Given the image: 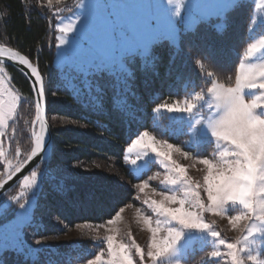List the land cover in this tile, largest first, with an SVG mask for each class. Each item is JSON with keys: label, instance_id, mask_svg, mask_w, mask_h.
Here are the masks:
<instances>
[{"label": "trees", "instance_id": "obj_1", "mask_svg": "<svg viewBox=\"0 0 264 264\" xmlns=\"http://www.w3.org/2000/svg\"><path fill=\"white\" fill-rule=\"evenodd\" d=\"M64 3L68 1L49 5L40 0H0V44L22 52L38 65L45 82L53 140L50 158L36 167L41 173L40 183L33 196L32 221L23 230L25 242L33 246L35 253L30 256L7 251L3 254L4 264H86L101 250L104 253L106 245L100 239L79 236L60 243L52 239L69 237L67 230L78 224L104 223L136 200L132 185L147 178L149 170L137 174L125 157L132 140L141 132L149 131L157 140L180 145L195 156L208 155L207 151L197 153L195 148L186 147L187 126L173 120L172 113L154 109L165 103L182 106L196 92L206 95L213 79L234 84L247 46L253 37L264 33V20L251 27L254 3L240 0L226 20L216 16L194 26L195 30L181 31L178 45L168 39L154 44L152 55L159 57L154 67H142L145 61L139 56L130 58L127 63L135 76L131 92L112 77L100 78L97 82L103 88V106L98 107L92 98L97 93L85 88L80 75L53 65L56 29L51 12ZM3 67L22 96L2 138L0 168L4 170L7 160L16 165L21 158L17 149L22 155L30 152L36 108L29 80L12 66ZM209 72L213 76L209 77ZM114 98L119 109L113 106ZM108 165L122 170L124 178L107 175L103 169ZM7 176L6 172L3 177ZM21 182L0 202L11 201L21 190ZM17 209L11 201L0 214V225ZM37 239L47 242L33 245Z\"/></svg>", "mask_w": 264, "mask_h": 264}, {"label": "snow or ice", "instance_id": "obj_2", "mask_svg": "<svg viewBox=\"0 0 264 264\" xmlns=\"http://www.w3.org/2000/svg\"><path fill=\"white\" fill-rule=\"evenodd\" d=\"M239 2L240 0H185L190 8L188 20L195 26L207 22L209 19L207 16L192 17L191 8L208 3L216 8L215 15L226 20L228 12ZM47 3L51 5L52 0H47ZM164 3L171 4L172 0H156L152 9L136 22L134 27L123 30L114 26L107 35L106 48L94 47L83 40L77 41L81 50V58L79 63L72 66V69L83 78L85 88L90 93L93 90L97 93L92 98L98 107L103 106V88L97 82L100 78L103 76L112 77L131 92V82L135 76L127 61L139 56L145 61L142 67H154L155 61L159 57L152 55V46L159 43L160 39L173 41L178 39L176 18L179 17V12L173 13V18L167 20V30L163 33L160 32L162 18L165 15L162 8ZM84 8L85 0L80 4L75 19L67 24L57 23L56 28L61 33L56 45L57 55H67L69 49L73 47L72 42L78 35V28L84 19ZM0 16H3V13H0ZM191 30L195 29L192 28ZM257 53L264 56V38L250 43L244 56L251 60ZM110 57H114V60ZM5 60L26 67L35 78L33 90L37 99L35 103L36 121L34 123L38 122V130L32 131V146L29 153L22 155L19 149L16 150L17 156L21 158L17 160L14 170L8 172L7 179L0 176V189H3L8 180L21 173L35 160L46 159L51 151V144L48 140V124L45 118L44 81L38 66L18 51L0 46V95L6 91L3 67ZM208 76H213V73L209 72ZM246 90H256L259 95L246 99L248 95ZM206 93L211 99V103L208 104L209 109L214 107L216 111L206 118H201L195 124H189V128H192L189 135L193 137V140H198L203 131L208 133L207 138H215L218 142H225L231 146V149L230 151H221L219 161H214L206 156L199 158L200 163L206 166L203 185L194 182L188 175L186 166L173 159L172 151L176 146L167 141H158L149 131L141 132L132 140L128 148L129 152H132L133 149L136 150V158L129 161L132 165L138 164V161L142 159L141 154L148 156L151 153L160 158V162L167 170L162 183L179 187V193L177 191L160 192L161 199L144 201L157 216L165 219L164 221L157 220L155 222L156 227H153L151 217H144L143 222L148 226L151 238L146 252L139 244L134 245L135 252L140 258V264H158L160 258L177 251L178 245L185 239L186 234H189V230L206 233L215 242H218V245L225 246L232 264H245V258L240 255L241 249L238 243L221 238V233L214 227L215 222L209 223L205 220V213L227 214L229 206L238 205L242 209L237 214L228 216V221L233 228H236L238 223L243 222L241 230L247 231L249 235L264 233V59H260L256 63H240L235 74L234 84H226L213 79L211 85L207 87ZM19 99V97L12 95L7 105L3 100H0V149L3 147L4 130L9 126V121L15 117ZM194 99L197 102L204 101L207 103L205 94L201 92H196ZM113 106L119 109V102L115 98ZM197 107V103L186 100L183 107L179 106L178 103H165L159 105L154 111L163 109L169 113L191 114ZM258 109L260 110L259 113ZM176 150L179 151L180 149L176 148ZM2 154V150H0V155ZM183 155L187 157L189 153L184 152ZM125 159L128 158L125 157ZM136 171H141V169L138 168ZM40 175L41 173L33 168L30 175L23 176L22 186L25 189L38 188ZM137 187L140 192H144L148 184L142 182ZM201 188L206 192V201L201 198ZM2 195L0 193V196ZM21 198L11 197V201L18 205V213L14 220L9 222L13 225L17 237L20 238H22L23 229L32 220V207L27 201L21 203ZM11 201L0 202V214L7 206H10ZM34 203L35 201H32V204ZM173 204L178 206H171ZM123 210L120 208L116 211L115 216L109 218L107 224L109 226L114 225ZM172 222H175L176 226L161 228L162 223L170 225ZM3 231L4 226H0V264H4L3 254L5 252L20 253L23 251V245L20 243L14 246L5 245ZM116 231L117 229L113 227L108 228L110 233ZM162 231L165 234L158 235ZM244 239L247 240L248 237L245 236ZM34 243L39 245L42 241L37 239ZM105 243L108 254L107 264H135L130 245L118 242L114 234L107 235ZM102 255L103 250L97 253L94 259L88 260L87 264H103ZM211 256L220 257L221 252L212 251ZM247 260L264 264V260H258L257 256L249 255ZM175 264H179V261H176Z\"/></svg>", "mask_w": 264, "mask_h": 264}, {"label": "rangeland", "instance_id": "obj_3", "mask_svg": "<svg viewBox=\"0 0 264 264\" xmlns=\"http://www.w3.org/2000/svg\"><path fill=\"white\" fill-rule=\"evenodd\" d=\"M44 3H47V0H40ZM62 5H58L52 9V16L54 18V27L56 29V43L54 49V58L53 65L58 67L59 69H72L74 64L79 63L81 58V50L77 44V41L83 40L94 47L97 48H106L107 46V35L109 31L115 26L119 27L123 30H127L130 27H134L136 22L144 17L146 13H148L152 7L155 5L156 0H85V8L83 10L84 19L82 24L78 28V35L75 40L72 42L73 47L69 49L67 55H57L58 49L56 45L58 44V38L61 36V33L56 28L58 22H63L65 24L69 23L73 19H75L76 15H78L79 7L84 0H52V4H57L60 2H67ZM48 4V3H47ZM67 8L70 10L66 11ZM162 8L164 10V17L162 18V23L160 25V32L163 33L167 30V20L173 18V13L179 12L180 15L176 18V26L179 32V36L181 31L192 29L195 25H192L188 20L190 8L189 5L185 3V0H172L171 4L164 3L162 4ZM216 8L211 4H203L198 5L197 7L191 8V16L195 18H199L202 16H207L209 19L212 17H216ZM208 19V20H209ZM264 20V0H255L254 4V13L252 17V28L258 26ZM178 39L173 41L168 39L172 44L178 45ZM262 35H256L253 37V41L257 42L260 40ZM162 40V39H160ZM110 59L114 60V57H110ZM242 62L244 63H254L253 58L249 60V58L243 55ZM241 62V63H242ZM5 76V75H4ZM6 91L0 95V100H3L7 105L10 102L11 96L15 95L20 99L17 102L16 112L19 105V102L22 96L18 93V91L11 85L8 78L5 76V85ZM248 95L246 99H251L255 95H259L256 90H246ZM193 96L190 102L197 103L198 107L191 113H179L174 112L171 114V118L176 119L180 124L186 125V130L188 132V138L185 140V145L187 148H195L196 152L199 153L201 151H207V158L212 159L214 161H219V153L221 151L231 149V146L222 141H216L215 138H207L208 133L201 132L198 140H193V137L189 135L192 131V128H189V124H195L197 121L201 120V118H206L215 113L216 109L213 107L209 109L208 104L211 103L210 97L205 95V103L204 101L197 102ZM185 102H183V107ZM259 113V109L257 110ZM16 115V114H15ZM15 118V117H14ZM13 120V119H12ZM9 121L10 122L12 121ZM200 126V125H196ZM206 126V124H205ZM38 128V123H36L35 130ZM7 129V128H6ZM6 129L4 131H6ZM159 141V140H158ZM163 142V141H161ZM204 144H210L209 146H205ZM174 145V144H173ZM176 148L180 149L179 151L176 148L172 151V157L177 163L186 166L188 175L192 178L194 182H197L203 185V177L206 175V166L200 163V159L202 156H195L189 150L183 149L180 145H175ZM184 152H188L189 156L185 157L183 155ZM142 155V159L138 161L137 165H132L129 161L131 159L136 158V150L133 149L132 152L128 151V159L127 163L135 170L138 174L143 169L149 170L148 176L142 182H147L148 187L145 188L144 192H140L137 185L140 183L133 184L132 187L136 191L135 201L133 203H129L123 207V212L120 213L119 219L116 220L114 225L109 226L107 221L101 224H78L74 228L67 230V235L69 237H53L52 242L60 243L66 241L70 237H83V238H93L100 239L104 241L107 235L114 234L116 236V240L118 242H122L124 244H128L131 246L132 256L135 264H140V258L135 252V244H139L142 249L147 251L148 242L151 238V232L148 229V226L144 224L143 220L145 216H149L152 219V226L156 227V221L161 220L164 221V217L157 216L152 208L145 204V200L156 199L159 200L162 197L159 195L160 192H172L177 191L179 193L178 186H170L162 183L164 176L166 174V169L164 165L160 162V158L154 156V154L149 153L148 156ZM205 157V156H204ZM229 159L231 157H228ZM10 166H15L9 160L6 162V167L3 170L0 168V176H3L6 172L8 173V169ZM141 169V171H136L137 169ZM107 172V175L110 174L113 177H118V179L124 178V172L115 166L108 165L107 169H103ZM35 189H25L21 184V190L18 191L17 197H22L21 203L28 202L29 206L32 207V215L34 204L32 201H35L34 196ZM201 198L206 201V192L201 188ZM10 201V199H9ZM176 207L178 205H171ZM242 209L240 206H229V210L227 214H211L205 213L206 222H215L214 227L217 231L221 233V238L229 240L234 243H238V246L241 249L240 255L245 258V264H257L256 261L247 260L249 255L257 256L258 260H264V233H253L251 235L248 234L247 231L241 230V224L243 222L238 223L236 228H233L228 221L229 215H235ZM18 213V209L15 215L0 226H4L3 231V242L5 245L14 246L17 243L23 245L24 253L33 256L35 253V249L33 246L29 245L24 240V233L22 238L17 237L15 229L10 221L14 220ZM32 221V220H31ZM168 226H176L175 222L172 224H161L162 229H166ZM250 226V224H249ZM113 227L117 229L115 233L108 232V228ZM24 230V229H23ZM165 234L163 231L158 235ZM245 236L248 237L245 240ZM35 241V240H34ZM33 241V245L35 244ZM42 242H47V240L42 239ZM212 251H220V257H212ZM193 258L194 260L191 263H186L185 260ZM108 254H107V246L106 250L102 255L103 264H107ZM176 261H179V264H232L231 257L228 255V250L225 246L218 245V242H215L213 238H211L206 233L200 232H191L189 230V234H186L185 239L178 245L177 251L170 253L169 256L162 257L158 261V264H175ZM87 264V263H86Z\"/></svg>", "mask_w": 264, "mask_h": 264}, {"label": "water", "instance_id": "obj_4", "mask_svg": "<svg viewBox=\"0 0 264 264\" xmlns=\"http://www.w3.org/2000/svg\"><path fill=\"white\" fill-rule=\"evenodd\" d=\"M0 46H4V47H7V48H12V47H9V46H6V45H3V44H0ZM14 51H18L14 48H12ZM21 55H25L23 54L22 52L18 51ZM26 56V55H25ZM29 58V57H28ZM30 59V58H29ZM30 61L38 66L35 62H33L31 59ZM4 65H8V66H12L13 68H15L16 70H18L19 72H21L28 80L29 82L31 83V86H32V89H33V82H34V77L31 75L30 71L24 67V66H21L19 65L18 63L16 62H12L10 60H5V63ZM23 69V70H22ZM39 69V68H38ZM40 72V70H39ZM41 76H42V73L40 72ZM4 75L7 77L5 71H4ZM43 77V76H42ZM8 78V77H7ZM43 81H44V78H43ZM44 90H45V82H44ZM33 94H34V99H35V103H36V94L33 90ZM45 96H46V93H45ZM45 118L47 120V124H48V140L51 144V151L48 153L47 155V158L44 159V160H35L32 164H30L29 166H27L21 173L19 174H16V176H14L11 180H8V182L4 185L3 189H0V193H2L3 195L0 196V198H2L3 196H5L15 185H17L18 183H20L22 180H23V176L24 175H29L31 170L33 168H36L39 164H41L43 161L47 160L50 158L51 154H52V148H53V140H52V133H51V127H50V124H49V121H48V112H47V99H46V112H45ZM36 121V119H35ZM38 123V122H36ZM36 123H34V128L33 130L35 129V126H36ZM7 179V177L5 178Z\"/></svg>", "mask_w": 264, "mask_h": 264}, {"label": "crops", "instance_id": "obj_5", "mask_svg": "<svg viewBox=\"0 0 264 264\" xmlns=\"http://www.w3.org/2000/svg\"><path fill=\"white\" fill-rule=\"evenodd\" d=\"M251 1L255 4V0H251ZM197 6H198V5H197ZM197 6H195V7H197ZM201 6H202V5H201ZM197 18H198V17H197ZM261 35H262V37L264 38V33L261 34ZM242 58H243V56H242ZM260 59H264V56H261L259 53H257L256 56L253 57L254 63L258 62ZM241 62H242V59H241Z\"/></svg>", "mask_w": 264, "mask_h": 264}, {"label": "bare ground", "instance_id": "obj_6", "mask_svg": "<svg viewBox=\"0 0 264 264\" xmlns=\"http://www.w3.org/2000/svg\"><path fill=\"white\" fill-rule=\"evenodd\" d=\"M37 130H38V128H37Z\"/></svg>", "mask_w": 264, "mask_h": 264}]
</instances>
